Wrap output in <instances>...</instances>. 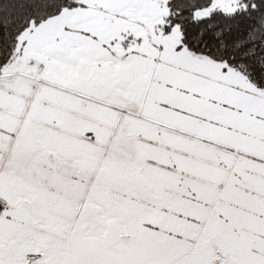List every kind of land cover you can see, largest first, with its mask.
<instances>
[{
  "label": "snow or ice",
  "instance_id": "6c2138e0",
  "mask_svg": "<svg viewBox=\"0 0 264 264\" xmlns=\"http://www.w3.org/2000/svg\"><path fill=\"white\" fill-rule=\"evenodd\" d=\"M0 264H264V0H0Z\"/></svg>",
  "mask_w": 264,
  "mask_h": 264
}]
</instances>
